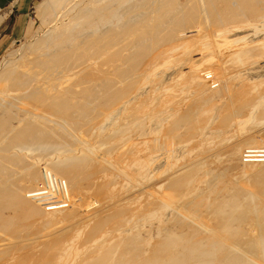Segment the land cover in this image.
I'll return each mask as SVG.
<instances>
[{
  "label": "bare ground",
  "instance_id": "6f19581e",
  "mask_svg": "<svg viewBox=\"0 0 264 264\" xmlns=\"http://www.w3.org/2000/svg\"><path fill=\"white\" fill-rule=\"evenodd\" d=\"M40 8L49 14V18L43 13L45 17L40 16L45 34L25 50L22 48L19 56L12 52L0 62V233L13 236L20 233L21 225L34 210L41 212L43 204L39 207L37 201H46L49 208H68L71 199L68 194L61 196L62 189H84L83 183L92 177L86 159L92 151L88 140L93 123L101 110L124 96L128 87L124 83L134 78L140 55L152 43H179L183 34L207 21L225 27L224 23L245 19L247 14L260 16L264 0H44ZM258 26H253L256 32L262 30ZM229 30L220 31L219 37ZM232 33L236 36L237 32ZM74 143L80 146L74 147ZM53 152L66 156L59 154L61 158L53 156L54 160L43 156H52ZM43 166L51 172H43L44 178ZM254 183H258L256 193L240 187L245 192L238 191L235 184L236 188L232 185L234 188L221 189L219 203L207 212L214 219L213 227L195 224L189 214L173 210V226L162 228L157 243L152 245L147 231L145 235L135 230L122 234L128 212L124 206H113L112 214L103 211L81 222L84 233L80 229L67 232L70 237H57L53 246L62 244L68 252L78 249L74 252L80 258L76 264H264V178ZM51 184L53 189L48 187ZM83 234V238L78 236ZM1 245L0 259L4 251Z\"/></svg>",
  "mask_w": 264,
  "mask_h": 264
},
{
  "label": "rangeland",
  "instance_id": "374dc122",
  "mask_svg": "<svg viewBox=\"0 0 264 264\" xmlns=\"http://www.w3.org/2000/svg\"><path fill=\"white\" fill-rule=\"evenodd\" d=\"M7 1L0 0V62L12 52L19 56L22 48L25 50L41 38L46 31L42 17L49 18L47 11L40 8L44 0H15L13 5L4 8ZM245 17L246 20L241 17L236 22L224 23L226 28L212 21L197 24L194 31L190 29L183 34L187 37L179 43H152L140 55L134 78L131 83H124L128 86L124 96L112 102L115 105L111 103L106 110H101V116L93 123L92 137L88 140L92 151L87 152L86 159L89 169L93 170L89 171L92 177L83 183L84 189L72 192L65 186L61 196L69 195L68 208L53 205L49 208L46 201L39 200V204H34L39 207L43 204L40 208L43 211L39 209L42 214L34 210L31 213L34 217L31 215L24 222L25 227L21 225L18 235L1 232L0 245L5 246L0 264L79 263V255H74L78 249L68 252L62 244L55 248L54 240L70 237L67 232L78 229L84 233L85 229L80 228L84 227L83 223L96 214L102 215L103 211L112 214L115 208L124 206L128 212L124 219L128 223L122 234L134 230L144 235L149 233L154 245L162 228L173 226L175 211L184 216L189 214L195 224L209 228L215 222L207 212L219 203L221 189L237 185L238 191L256 193L258 183L254 182L264 178V28L261 27L264 12L260 16L247 14ZM255 25L262 32L257 30V33ZM222 27L226 32L230 29V34L226 35ZM231 29L237 32V37ZM220 31L225 32L223 38V33L219 37ZM248 40L250 44L246 43ZM53 154L43 156L47 160L66 156V153ZM43 168L42 173L50 172ZM58 180L62 185V180ZM45 184H49L47 180ZM48 187L53 189L52 184ZM54 192L57 193V188ZM113 206L116 207L112 210ZM66 256L71 260L67 261Z\"/></svg>",
  "mask_w": 264,
  "mask_h": 264
},
{
  "label": "crops",
  "instance_id": "0c3cea01",
  "mask_svg": "<svg viewBox=\"0 0 264 264\" xmlns=\"http://www.w3.org/2000/svg\"><path fill=\"white\" fill-rule=\"evenodd\" d=\"M14 2H15V0H9L6 2L5 5H3V7L4 8L9 7V6L13 5ZM13 9H16V7H13Z\"/></svg>",
  "mask_w": 264,
  "mask_h": 264
}]
</instances>
